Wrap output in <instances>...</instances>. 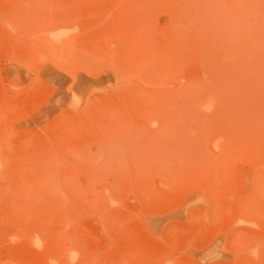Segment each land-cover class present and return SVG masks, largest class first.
Instances as JSON below:
<instances>
[{"label": "rangeland", "instance_id": "rangeland-1", "mask_svg": "<svg viewBox=\"0 0 264 264\" xmlns=\"http://www.w3.org/2000/svg\"><path fill=\"white\" fill-rule=\"evenodd\" d=\"M0 264H264V0H0Z\"/></svg>", "mask_w": 264, "mask_h": 264}]
</instances>
